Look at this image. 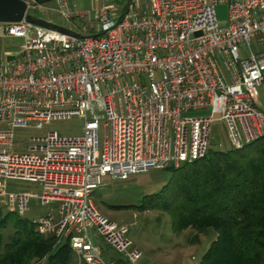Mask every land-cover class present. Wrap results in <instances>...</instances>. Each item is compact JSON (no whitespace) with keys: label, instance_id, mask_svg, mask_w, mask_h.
I'll use <instances>...</instances> for the list:
<instances>
[{"label":"built area","instance_id":"built-area-1","mask_svg":"<svg viewBox=\"0 0 264 264\" xmlns=\"http://www.w3.org/2000/svg\"><path fill=\"white\" fill-rule=\"evenodd\" d=\"M53 1L82 38L0 23L1 38L23 41L13 61L0 63L1 202L27 218L33 197L5 189L8 181L37 182L41 207L57 205L30 219L39 235L68 241L83 264H118L94 245L93 230L136 264L142 253L93 195L109 185L104 178L124 182L205 159L217 112L234 150L264 139L257 94L264 91V0H125L123 11L116 0H94L89 11ZM218 3L228 4L224 27ZM74 117L84 122L82 137L50 132L15 152L17 129ZM101 125L110 132L103 143Z\"/></svg>","mask_w":264,"mask_h":264},{"label":"trees","instance_id":"trees-1","mask_svg":"<svg viewBox=\"0 0 264 264\" xmlns=\"http://www.w3.org/2000/svg\"><path fill=\"white\" fill-rule=\"evenodd\" d=\"M166 170L167 183L138 210L167 215L175 234L212 235L199 264H264V139ZM15 216L0 219V229H16L0 246V264H75L68 241L41 236L29 219ZM119 257L114 261L127 264Z\"/></svg>","mask_w":264,"mask_h":264},{"label":"rangeland","instance_id":"rangeland-1","mask_svg":"<svg viewBox=\"0 0 264 264\" xmlns=\"http://www.w3.org/2000/svg\"><path fill=\"white\" fill-rule=\"evenodd\" d=\"M80 10H92L95 7L94 0H71ZM31 9L29 13L36 18L51 22L66 29H75L72 23L67 22L56 12L57 5L53 0H27ZM37 4H45V10L32 9ZM118 10L123 11L127 1L116 0L112 3ZM216 16L219 24L224 27L228 20V4L218 3ZM23 44L21 39L0 40V55L5 51H15ZM261 102L264 105V91L260 89ZM207 113H195L191 116H202ZM222 112L215 113V121L211 126L209 138V153L212 157L217 152L234 150L226 124L221 120ZM50 132H56L65 138H80L84 134V122L78 117L70 120L53 121L49 125L37 129L34 125L28 128L17 129L14 138V150L24 153L30 145L32 138H42ZM110 136L109 129L101 125L99 138L101 143ZM170 176L168 170H154L145 174L135 175L127 181H112L104 178L103 183L109 185L97 190L93 195V201L99 212L111 222L117 224L141 253L142 257L136 264H199L211 243L213 236H198L192 230L175 234L171 228L170 218L153 210L140 211L136 207L143 205L145 196L157 193L167 183ZM42 186L37 182L8 181L5 191L13 194H27L33 197L30 212L27 219L39 217L57 208V205L41 207L37 199L42 194ZM0 198V219L8 214L3 207ZM16 217V216H15ZM11 218V217H10ZM26 219V218H25ZM15 227L9 223L5 229H0V246L9 242L15 233ZM92 242L98 246L105 258L106 251L111 255L119 256L112 251L104 240L93 230L89 232ZM42 236V235H41ZM120 259V257H118ZM115 257V259H118ZM34 264H47L45 260ZM75 264H82L76 259Z\"/></svg>","mask_w":264,"mask_h":264},{"label":"water","instance_id":"water-1","mask_svg":"<svg viewBox=\"0 0 264 264\" xmlns=\"http://www.w3.org/2000/svg\"><path fill=\"white\" fill-rule=\"evenodd\" d=\"M26 22L44 28L54 29L62 34L72 36L74 38H82L64 27H59L49 21L34 17L29 13V5L25 0H0V23L1 24H16ZM14 60L13 56L7 57V61Z\"/></svg>","mask_w":264,"mask_h":264},{"label":"crops","instance_id":"crops-1","mask_svg":"<svg viewBox=\"0 0 264 264\" xmlns=\"http://www.w3.org/2000/svg\"><path fill=\"white\" fill-rule=\"evenodd\" d=\"M27 1V0H25ZM2 39H8V38H1L0 37V40ZM12 54V51H5L3 54L0 55V63L4 60V59H7V57L11 56ZM257 94H258V98H259V101H260V104L263 105V103L261 102V97H260V89L257 91ZM210 246V243H208V248ZM207 248V249H208ZM207 251V250H206ZM115 257H119V256H115V255H111L108 251H106V258L109 259V260H115ZM122 259V257H121Z\"/></svg>","mask_w":264,"mask_h":264}]
</instances>
